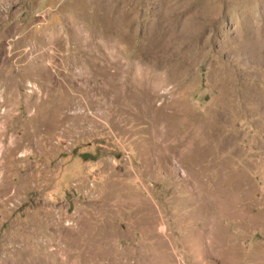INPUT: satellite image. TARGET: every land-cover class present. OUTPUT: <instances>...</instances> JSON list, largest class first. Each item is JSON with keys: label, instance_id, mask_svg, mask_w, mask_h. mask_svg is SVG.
<instances>
[{"label": "rangeland", "instance_id": "obj_1", "mask_svg": "<svg viewBox=\"0 0 264 264\" xmlns=\"http://www.w3.org/2000/svg\"><path fill=\"white\" fill-rule=\"evenodd\" d=\"M0 264H264V0H0Z\"/></svg>", "mask_w": 264, "mask_h": 264}, {"label": "bare ground", "instance_id": "obj_2", "mask_svg": "<svg viewBox=\"0 0 264 264\" xmlns=\"http://www.w3.org/2000/svg\"><path fill=\"white\" fill-rule=\"evenodd\" d=\"M61 249V248H60ZM71 253V252H70ZM62 255V254H61ZM62 257V256H61ZM66 263V262H65Z\"/></svg>", "mask_w": 264, "mask_h": 264}]
</instances>
